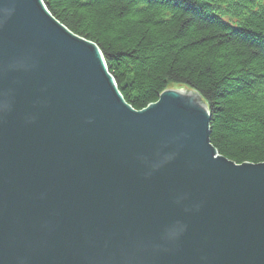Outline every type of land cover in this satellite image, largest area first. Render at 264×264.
I'll return each mask as SVG.
<instances>
[{
	"label": "water",
	"instance_id": "obj_1",
	"mask_svg": "<svg viewBox=\"0 0 264 264\" xmlns=\"http://www.w3.org/2000/svg\"><path fill=\"white\" fill-rule=\"evenodd\" d=\"M0 264H264V161L188 87L133 109L42 0H0Z\"/></svg>",
	"mask_w": 264,
	"mask_h": 264
},
{
	"label": "trees",
	"instance_id": "obj_2",
	"mask_svg": "<svg viewBox=\"0 0 264 264\" xmlns=\"http://www.w3.org/2000/svg\"><path fill=\"white\" fill-rule=\"evenodd\" d=\"M42 1L97 45L133 109L166 88L188 87L207 106L218 154L264 161V0Z\"/></svg>",
	"mask_w": 264,
	"mask_h": 264
},
{
	"label": "bare ground",
	"instance_id": "obj_3",
	"mask_svg": "<svg viewBox=\"0 0 264 264\" xmlns=\"http://www.w3.org/2000/svg\"><path fill=\"white\" fill-rule=\"evenodd\" d=\"M173 88H180V87L176 86V87H173Z\"/></svg>",
	"mask_w": 264,
	"mask_h": 264
}]
</instances>
